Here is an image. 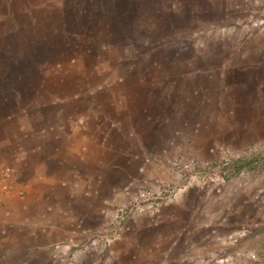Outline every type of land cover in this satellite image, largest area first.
<instances>
[{"label":"rangeland","instance_id":"rangeland-1","mask_svg":"<svg viewBox=\"0 0 264 264\" xmlns=\"http://www.w3.org/2000/svg\"><path fill=\"white\" fill-rule=\"evenodd\" d=\"M260 2L0 0V216L36 222L14 261L155 264L177 249L162 233L197 224L264 253V133L198 108L215 88L192 71L199 39Z\"/></svg>","mask_w":264,"mask_h":264},{"label":"crops","instance_id":"crops-1","mask_svg":"<svg viewBox=\"0 0 264 264\" xmlns=\"http://www.w3.org/2000/svg\"><path fill=\"white\" fill-rule=\"evenodd\" d=\"M241 1L247 2L248 0ZM260 1L262 2V0ZM255 2L257 3L258 0H255ZM261 2L258 4L259 6ZM236 13H244L245 16L252 18L254 14L255 16L258 14V10L252 11L247 7ZM230 14L232 15L231 19L225 17L223 24L215 26V32H211L207 37H204L205 39H199L201 40L202 49H199V55L192 62V71L195 79L194 86L195 88L197 86V90L200 91L210 83V86L214 84L215 89L208 94V99L202 97L198 103L196 102V105L198 108L206 106L209 113L216 114V121L223 119V114L231 111L234 112L233 114H255L252 115L255 118L250 121L253 123H247L246 118L240 115L238 122L246 124L245 127L240 126V129H245L247 132L245 134H249L247 129L248 126L252 125L249 129L250 132L262 137L264 133L262 131L264 129V30L251 25L234 29V12L230 11ZM249 20L247 19L246 21ZM241 21L240 19L239 22L241 23ZM233 37L239 42H232ZM222 86L224 89L221 92L220 88ZM215 125L218 126V124ZM3 160L4 158L1 155L0 163ZM13 178H15V174ZM1 213L2 209L0 208V215ZM211 218L205 219L202 225L214 224L215 220ZM1 219L0 216V264H21L23 263L22 259L14 261V258L18 257L16 252L20 250L17 247V242L23 240L25 236L34 235L36 229L33 228L34 225L32 223L36 222L30 220L31 222L29 223L31 224H29L24 223L23 219ZM244 222V225H246L250 220ZM197 225L198 227L193 233L192 228L186 230L187 228L179 226L173 227L171 230L173 234H168L169 236H166L167 233H162L160 237L166 238L164 240H167L168 243L173 242L170 239H173L175 235L177 236V249H171L169 254H166L167 256H164L163 259L161 254L168 245H160L158 252H160L162 261L154 263L174 264L175 260L170 258V255L173 254L175 258L183 257L182 260H185V264H211L204 263V261L211 255L215 256L218 254L219 249L225 246L228 237L227 233H225L227 230L220 228L221 233L218 235L210 232L200 233V224ZM190 234L192 235L190 236ZM50 238L46 237L47 241ZM200 239L211 240V243L209 245L199 243ZM127 247L130 248V245ZM29 248L32 249L33 246L30 245ZM136 254L138 255L136 251L129 250L128 258L130 255ZM140 257L143 260L142 263L152 264L151 256L147 258L145 254H142Z\"/></svg>","mask_w":264,"mask_h":264},{"label":"built area","instance_id":"built-area-1","mask_svg":"<svg viewBox=\"0 0 264 264\" xmlns=\"http://www.w3.org/2000/svg\"><path fill=\"white\" fill-rule=\"evenodd\" d=\"M252 25L256 28L264 30V0H262L261 5L258 10V14L255 20H251ZM4 183H0V192L4 188ZM2 197L0 194V201ZM260 224L264 223V212L261 217ZM244 230L242 231V233ZM230 242L225 243V246L218 252V254L211 255L204 263H219V264H264V253L258 252L255 249L241 246L233 247L232 249L226 248L227 245H234V241L229 239Z\"/></svg>","mask_w":264,"mask_h":264},{"label":"trees","instance_id":"trees-1","mask_svg":"<svg viewBox=\"0 0 264 264\" xmlns=\"http://www.w3.org/2000/svg\"><path fill=\"white\" fill-rule=\"evenodd\" d=\"M244 159L245 158H240V159H238V160H236V161H234L233 163H232V165H237V168H236V170L232 173V174H234V173H239L240 171H242L243 170V168L245 167V165H246V162H244Z\"/></svg>","mask_w":264,"mask_h":264}]
</instances>
